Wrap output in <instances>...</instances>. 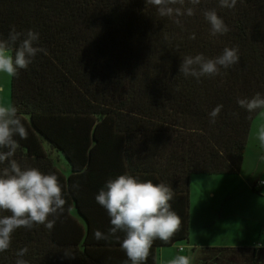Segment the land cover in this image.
I'll return each mask as SVG.
<instances>
[{"label":"trees","instance_id":"1","mask_svg":"<svg viewBox=\"0 0 264 264\" xmlns=\"http://www.w3.org/2000/svg\"><path fill=\"white\" fill-rule=\"evenodd\" d=\"M183 7L194 15L161 16L147 0H0V38L13 28L33 30L36 46L47 51L11 78L10 103L28 133L15 137L13 159L22 169L56 174L66 200L51 230H16L0 264H131L121 248L124 233L120 240L93 235L109 232L110 218L95 197L119 175L174 193L180 231L167 243L154 241L145 262L151 264L159 248L188 241L190 179L239 175L261 111L249 113L237 101L264 95V0H237L234 8L185 0ZM208 10L229 27L226 35L210 34ZM226 47L238 49L239 63L219 75L197 81L179 72L184 57L216 58ZM217 105L223 107L211 123ZM60 157L67 175L55 165ZM260 187L251 191L260 195ZM255 246L202 248L197 261L264 264V247Z\"/></svg>","mask_w":264,"mask_h":264},{"label":"clouds","instance_id":"2","mask_svg":"<svg viewBox=\"0 0 264 264\" xmlns=\"http://www.w3.org/2000/svg\"><path fill=\"white\" fill-rule=\"evenodd\" d=\"M161 16L189 17L194 15L192 7L184 8L185 0H147ZM192 5H198L200 0H188ZM237 0H219L220 7L234 8ZM210 25L212 36H224L230 29L215 10L203 13ZM179 22V21H177ZM191 39H195L193 34ZM39 33L28 30L17 32L14 28L7 39L0 38V75L8 78L18 76L20 70H28L38 53L47 55L46 49L37 47ZM239 63L237 48H224L223 53L216 58H206L203 54L186 56L180 64L179 72L185 77H215L221 69H229ZM4 89L0 88V93ZM237 104L249 113L260 110L264 113V95L256 93L250 99H239ZM223 105H217L210 113L211 123L220 113ZM27 139L28 133L20 110L11 103L0 100V165L6 161L7 167L0 170V253L9 249L13 233L20 229H32L43 225L51 230L57 219L65 211L61 183L56 174H45L37 168H21L13 157L20 144L15 139ZM257 139L264 148V126L257 132ZM264 159V157H261ZM264 183V181H261ZM173 191L163 183L154 184L151 181L140 182L131 175H119L109 179L105 187L95 197L96 202L110 218V229L107 234L96 230L94 238L108 240L124 233L121 248L131 264H145L154 241L169 242L181 227L180 217L172 210L170 201ZM257 244L255 247H260ZM27 247L21 249L18 257L27 253ZM16 264H27L23 259H17ZM169 264H192V257L177 255Z\"/></svg>","mask_w":264,"mask_h":264},{"label":"rangeland","instance_id":"3","mask_svg":"<svg viewBox=\"0 0 264 264\" xmlns=\"http://www.w3.org/2000/svg\"><path fill=\"white\" fill-rule=\"evenodd\" d=\"M10 83L11 78L0 75V88L4 89L0 93V100L8 103ZM257 116L252 121L255 124L248 136L245 150L247 161L240 179L234 178L236 176L224 177L222 180L202 177L190 179L192 193L193 189H197L210 197L215 196L203 202L195 199L192 204V217L196 223L192 229L195 228L194 233L198 234L202 242H207L208 246H251L256 243L264 245V185L260 195L251 191L253 182L264 181V159H261L264 157V150L260 151L257 163L251 159V154L258 152V129L264 126V113ZM55 165L64 175L69 173L62 157ZM201 225H207L208 228L201 229ZM168 251V255H182L174 248Z\"/></svg>","mask_w":264,"mask_h":264},{"label":"crops","instance_id":"4","mask_svg":"<svg viewBox=\"0 0 264 264\" xmlns=\"http://www.w3.org/2000/svg\"><path fill=\"white\" fill-rule=\"evenodd\" d=\"M260 114L263 115V113L261 112V113H259L258 116H260ZM254 124L255 123L251 124L250 131H251V128L254 126ZM249 135H250V132H249ZM246 148H247V146H246ZM257 150H258L257 153L254 152L253 154H251V159L253 161L255 160V163H257V159L261 155L260 151L264 150V148H261L259 142L257 143ZM245 157L246 156H245V152H244L242 167H241L239 175H237L236 177H234V176H209V177L208 176H193V177L217 178L218 180H222L224 177H234V178H239L240 179V177L242 176V173H243V168H244V166L246 164V161H247L246 160L247 157L246 158ZM256 183L257 182H253L252 185H254ZM251 188H252V186H251ZM262 188H263V186L260 187L259 192L261 191ZM263 191H264V188H263ZM211 197L209 195L203 194L202 192L198 191L197 189H193V193H192V189L190 187V189H189V233H188V241H187V243H185V244H175V245L159 248L158 250L155 251V253H154V255H153L152 259H151V264H169V261L175 258V256L173 254L168 255V253H169L168 250L172 249V248L176 249L177 252L181 253L182 255H184L185 252H187V256H191L192 257V264H202L201 262L197 261V258L199 256V254L201 255V251L200 250L202 248H219V247L208 246V244H206L207 242H202L199 239L198 234L194 233L195 232V228L192 229L193 225L196 224V223H194L195 219L192 217V209H193L192 204L194 203V200L197 199L200 202H203L204 200H207V198L213 199L215 196L211 195ZM206 228H208L207 225H201V229H206ZM253 246H255V244H253L251 246H238V245L227 246L226 245V246H220V247L242 248V247H253ZM261 246L264 247V245H262V244H261Z\"/></svg>","mask_w":264,"mask_h":264},{"label":"built area","instance_id":"5","mask_svg":"<svg viewBox=\"0 0 264 264\" xmlns=\"http://www.w3.org/2000/svg\"><path fill=\"white\" fill-rule=\"evenodd\" d=\"M256 185H257V186H263L264 183H261V181H260V182H257Z\"/></svg>","mask_w":264,"mask_h":264}]
</instances>
